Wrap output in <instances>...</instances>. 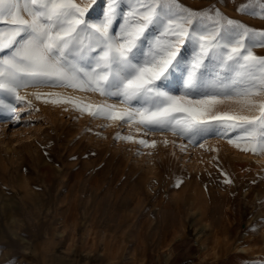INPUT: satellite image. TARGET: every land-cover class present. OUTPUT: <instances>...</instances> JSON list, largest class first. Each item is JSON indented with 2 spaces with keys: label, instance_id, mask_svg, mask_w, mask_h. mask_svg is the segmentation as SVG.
<instances>
[{
  "label": "rangeland",
  "instance_id": "374dc122",
  "mask_svg": "<svg viewBox=\"0 0 264 264\" xmlns=\"http://www.w3.org/2000/svg\"><path fill=\"white\" fill-rule=\"evenodd\" d=\"M178 3L219 9L264 30V0ZM253 51L264 56V48ZM192 52L191 44L182 48L185 58ZM183 76L169 81L174 94ZM33 92L59 96L36 99ZM19 94L32 102L15 103L19 119L0 108V264H264V152L242 150L244 140L229 143L242 133L213 129L190 142L66 102L123 107L99 92L28 87ZM217 110L241 106L226 102Z\"/></svg>",
  "mask_w": 264,
  "mask_h": 264
},
{
  "label": "snow or ice",
  "instance_id": "6c2138e0",
  "mask_svg": "<svg viewBox=\"0 0 264 264\" xmlns=\"http://www.w3.org/2000/svg\"><path fill=\"white\" fill-rule=\"evenodd\" d=\"M98 6L100 16L90 19ZM188 44L193 52L185 58ZM258 47L264 48V30L178 0H0V96L13 101L0 98V108L19 119L15 103H32L19 89L71 87L123 105L66 99L92 116L171 131L190 142L213 129H224V136L240 132L229 143L244 140L242 150L264 152V99H256L264 96V56L253 51ZM177 72L184 73L183 88L174 94L168 83ZM226 102L241 110L218 111Z\"/></svg>",
  "mask_w": 264,
  "mask_h": 264
},
{
  "label": "bare ground",
  "instance_id": "6f19581e",
  "mask_svg": "<svg viewBox=\"0 0 264 264\" xmlns=\"http://www.w3.org/2000/svg\"><path fill=\"white\" fill-rule=\"evenodd\" d=\"M236 248H237V250H238L239 252H243V253L247 252V251H245V248L242 247V246H237Z\"/></svg>",
  "mask_w": 264,
  "mask_h": 264
}]
</instances>
